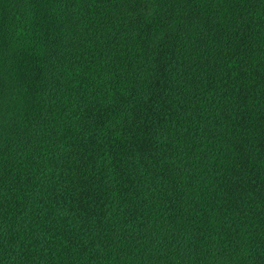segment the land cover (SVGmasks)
Listing matches in <instances>:
<instances>
[{
	"label": "trees",
	"instance_id": "trees-1",
	"mask_svg": "<svg viewBox=\"0 0 264 264\" xmlns=\"http://www.w3.org/2000/svg\"><path fill=\"white\" fill-rule=\"evenodd\" d=\"M0 264H264V0H0Z\"/></svg>",
	"mask_w": 264,
	"mask_h": 264
}]
</instances>
